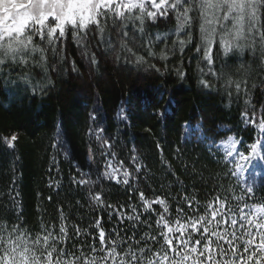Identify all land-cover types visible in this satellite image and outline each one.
Here are the masks:
<instances>
[{"label":"trees","instance_id":"16d2710c","mask_svg":"<svg viewBox=\"0 0 264 264\" xmlns=\"http://www.w3.org/2000/svg\"><path fill=\"white\" fill-rule=\"evenodd\" d=\"M214 11L208 10L209 19ZM138 14V9L125 11V17ZM223 14L215 12L217 17ZM189 15L194 22L178 34L176 13L171 9L155 21L146 17L143 25L139 20L125 22L109 12L101 19L102 34L92 25L81 32L86 34L82 45L70 30L62 44L48 45L34 37L30 47L44 50L43 62L36 52L27 57V64L9 62L10 66L3 67L0 227L6 230L0 236L5 241L9 233L30 241L51 231L57 240L50 238L49 244H55L58 253L63 251V260L84 264L85 259L96 257V264H101L99 258L105 252L100 250L94 226L97 218L106 244L117 239L114 233L118 231L125 240L121 246L125 251L131 247L139 256L144 247L163 254L155 223L162 208L153 204L144 211L140 192L148 200L164 199L170 220L177 218L178 208L188 216L204 215L206 206L215 204L217 197L225 204L226 218H237L243 205L264 206V173L259 179L250 175L242 183L219 147L235 138L240 151L250 155L251 145L262 138L264 162V135L256 126L264 119V41L255 25L248 23L246 1L244 36L238 41L243 51L234 48L225 55L220 45L225 31L217 26L209 65L203 58L200 13L193 6ZM257 16V28L264 32V0L259 2ZM232 23L230 18L228 31ZM124 31L127 38L122 36ZM185 32L191 33V42ZM179 39L186 42L182 52ZM138 56L142 62L137 63ZM201 79L209 86L204 87ZM237 82L240 91L235 88ZM253 117L255 124L248 122ZM109 162L131 173L128 185L103 175ZM135 163L140 164L139 172ZM80 179L90 182H74ZM96 194L103 205L92 199ZM184 197L194 198L196 213ZM132 206L137 208L139 221L126 218ZM61 223L67 229L63 241L59 239ZM77 227L79 234L74 231ZM146 234L157 240L147 239ZM4 250L0 249V255ZM42 251L41 243L35 248L41 260Z\"/></svg>","mask_w":264,"mask_h":264},{"label":"snow or ice","instance_id":"6c2138e0","mask_svg":"<svg viewBox=\"0 0 264 264\" xmlns=\"http://www.w3.org/2000/svg\"><path fill=\"white\" fill-rule=\"evenodd\" d=\"M259 2L260 0H248L250 8L248 23L255 25V31L264 41V32H260L257 28ZM16 3L20 8L21 15L15 20V23L12 19L0 22V71L4 66H10L9 62L27 64V57L36 52L40 53V62H43L45 59L44 50L39 47H30L34 37L41 42L46 40L48 45L62 44L66 30H70L69 34L72 38L78 45H82L86 34L82 36L81 32L92 25L102 34L104 29L101 26V19H106L109 12H114L125 22L139 20L143 25L146 17L155 21L158 16L166 17L168 10L171 9L176 13L177 33L179 34L186 25L190 26L194 22L193 17L189 15L194 6L200 13L197 20L200 21L199 33L203 45V58L209 65L213 63V44L217 26L225 31V34L220 36V45L223 47L225 55L232 52L234 48L243 51V47L238 43L244 36L245 28L242 0H215V2L213 0H171V2L170 0H119V2L117 0H16ZM113 5H115L114 8ZM137 9L139 10L137 16L128 15L125 17V11L132 13ZM209 9L215 10L212 13V19L208 18ZM220 11L224 14L217 17L215 12ZM233 12H237L238 15L232 16ZM230 18L233 23L231 30L228 31L226 24ZM139 31L143 33V27ZM184 35L188 37V42H191V33L185 32ZM122 36L127 38L128 32L124 31ZM226 36L230 38H226ZM156 39L159 40L160 36L158 35ZM5 41L6 43H4ZM185 43L184 39H179L178 44L181 52ZM195 50L200 53L201 47H197ZM129 51L131 52V49ZM53 52L55 53V48H53ZM161 58L166 59V56L162 54ZM136 61L137 63L142 62L143 57H136ZM92 62H96L94 57ZM179 75L183 77L184 72L180 71ZM228 82L232 83L231 80ZM200 83L204 87L209 86L208 81L204 79H201ZM235 88L240 91L241 83L237 82ZM248 122L255 124V117ZM256 126L264 135V119H261ZM15 139L16 137L13 136L12 140ZM259 143L258 140L251 145L252 154L258 155ZM238 155L244 160L249 159L243 153H238ZM133 161L135 162V157H133ZM135 170L136 172L140 171L139 163H135ZM241 170L243 169L241 168ZM103 175L117 183L128 185L131 173L127 169L121 172L118 167H113L109 162ZM74 182L83 185L90 181L80 179ZM247 192L251 193L252 188L249 187ZM92 199L100 205L104 204L99 194L94 195ZM139 199L144 211L152 209L153 204H158L162 208L159 219L155 223L160 228L159 237L163 241L160 248L163 254L144 247L139 249V256L131 247L125 251L121 247L125 244V240L120 237L118 231L114 233L117 239H110L106 244V233L97 218L94 226L98 229L100 250L105 252V255L99 258L101 264H109V261L111 264H264V207H257L252 218L241 209L239 226L244 229V233L248 237L245 239L243 236H237L235 229L238 220L234 215L231 218H226L223 211L225 204L220 201L219 197L216 198L215 204L210 202L206 206L204 215L188 216L184 213L183 208H178L177 218L172 220L166 218L170 214L164 199L148 200L143 192L139 193ZM183 199L187 207L192 208L193 213H196L197 210L193 208L194 198L190 200L188 197H184ZM239 199H243V197ZM109 207L111 206L109 205ZM131 213L126 217L128 221L140 220V216L136 214V207H131ZM123 215V213L120 214L121 217ZM63 219V214H61V220L63 221ZM225 226H230L232 231H229V228ZM253 228L256 229L255 233L252 231ZM5 230L0 227V232ZM74 231L79 234L80 229L77 227L74 228ZM59 233V239L63 241L67 236V229L63 223L59 226ZM50 238L53 241L57 240L51 231L30 241L29 238L20 235L13 236L12 233L8 234L6 241L0 236V249H6L0 255V264H75V260L65 261L61 258L63 251L58 253L56 245L49 244ZM146 238L154 242L157 240L155 235L148 237L146 234ZM41 243L43 260L40 256L35 255V248ZM139 243L140 241L137 240V244ZM224 245H227V248ZM118 248L121 250L117 251ZM169 253L173 255L169 256ZM218 256L220 259H217ZM226 256H230V259H224ZM96 260V257H92L90 260L85 259L84 264H96Z\"/></svg>","mask_w":264,"mask_h":264},{"label":"rangeland","instance_id":"374dc122","mask_svg":"<svg viewBox=\"0 0 264 264\" xmlns=\"http://www.w3.org/2000/svg\"><path fill=\"white\" fill-rule=\"evenodd\" d=\"M246 1L248 2V0H242L243 3H245ZM12 5H15V7L14 8L11 7ZM20 15H21L20 8L16 3V0H0V22H3L7 19H12L13 23H15V20ZM261 144L262 143H259V147L257 149L258 155L252 153L250 155H245L249 157V159L247 160L242 159L240 155H238V153L241 152L239 151V143L235 139H230L221 144L220 148L224 152H226L229 159L236 165V168L234 167L235 176L242 183L244 181L245 174L253 175L250 171L264 172V164L262 162V156L260 152ZM241 168L243 170H241ZM252 231L255 233L256 229L253 228Z\"/></svg>","mask_w":264,"mask_h":264},{"label":"clouds","instance_id":"9594fccd","mask_svg":"<svg viewBox=\"0 0 264 264\" xmlns=\"http://www.w3.org/2000/svg\"><path fill=\"white\" fill-rule=\"evenodd\" d=\"M6 7H9V6H6ZM11 7H13V8H14V7H15V5H12Z\"/></svg>","mask_w":264,"mask_h":264}]
</instances>
